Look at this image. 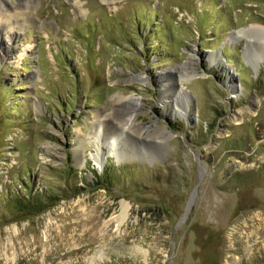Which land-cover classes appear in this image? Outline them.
Returning <instances> with one entry per match:
<instances>
[{"label":"rangeland","instance_id":"1","mask_svg":"<svg viewBox=\"0 0 264 264\" xmlns=\"http://www.w3.org/2000/svg\"><path fill=\"white\" fill-rule=\"evenodd\" d=\"M0 7V264H264V0Z\"/></svg>","mask_w":264,"mask_h":264},{"label":"bare ground","instance_id":"2","mask_svg":"<svg viewBox=\"0 0 264 264\" xmlns=\"http://www.w3.org/2000/svg\"><path fill=\"white\" fill-rule=\"evenodd\" d=\"M0 9L3 10L1 7H0ZM9 23H10V21L7 22V25ZM231 33L233 35H235V37L241 36L237 32H231ZM0 40H1L2 43H4V40L3 39H0ZM6 46H7V44L5 45V47ZM262 55H263V50H262V52L259 51V52L255 53V54H252V56H251V54H249V57L251 58L252 68L255 71L258 69V66L256 65V63L262 57ZM229 75H230V77H232V74L231 73H229ZM165 82L168 83V85H170V82L167 79H165L164 82H161V89H165ZM228 86H229V89L231 90V92L236 91V87H235V84L234 83H230V84L228 83ZM175 89H176V92H174V93H171L170 90H168V89L167 90H168V93L170 95H173L174 96V100L178 103V101L181 100V96H183V93H182L183 88L182 87H177ZM128 100H129V105L130 106H129V109L127 110V117H126L125 123L126 124L127 123L133 124L135 112H132L130 108H132V110L135 111L136 108H137L138 101L135 99L134 96H130L128 98ZM184 105H187V103H184ZM188 111H189V107L188 106H186V107L178 106V105H176L174 103L173 100H171V109H169L168 111L166 110L165 113L167 114V116H169V118H171V117H173L175 115H179V116H182L183 114L187 115L188 114ZM101 128L102 127L100 126L99 129H101ZM90 135L91 134H89V136ZM92 135H94V147H95L96 153H93L91 156L94 159V162H96L99 166H102V164H103L105 158H107V156H109V155H111V156L115 155V152H116V149H117V144L119 143L118 142L119 137H118V135L117 136L109 135V136H105L104 140L101 141V139H100V130L98 131V129L96 131H92ZM80 142H82V140H80ZM103 147H106V149H108L107 152H105L103 150ZM82 150H84L83 147H82ZM115 161L116 162H119L120 161V158L119 157L115 158ZM75 162H76V165H78V167H80V166L83 167L84 164H85V159L83 157H79V158L77 157L75 159ZM126 207L127 206L124 205L123 206V209L121 210L122 212L120 213V216L118 218L119 219V223L124 219V217L126 215Z\"/></svg>","mask_w":264,"mask_h":264},{"label":"water","instance_id":"3","mask_svg":"<svg viewBox=\"0 0 264 264\" xmlns=\"http://www.w3.org/2000/svg\"><path fill=\"white\" fill-rule=\"evenodd\" d=\"M262 27H264V26H262ZM248 30H249V27H247V28H243V29H238V30H232L231 32H238V31H240L241 33L244 32V33L246 34V32H247ZM245 34H244V35H245ZM262 57H263V55H262ZM262 57H261V58H262ZM261 58H260V59L258 60V62L256 63V65H257L258 67H259V62H260ZM256 65H255V66H256ZM188 92H189V91H188ZM191 96H192V94H191ZM190 203H191V202L188 203V207H189ZM187 211H188V210H186V213H187Z\"/></svg>","mask_w":264,"mask_h":264}]
</instances>
